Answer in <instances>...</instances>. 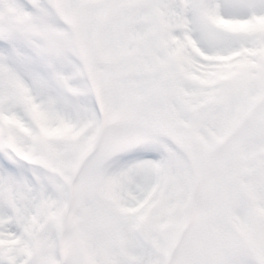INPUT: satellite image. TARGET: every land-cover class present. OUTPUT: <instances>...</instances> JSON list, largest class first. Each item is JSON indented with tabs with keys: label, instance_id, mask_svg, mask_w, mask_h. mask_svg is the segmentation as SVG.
<instances>
[{
	"label": "snow or ice",
	"instance_id": "obj_1",
	"mask_svg": "<svg viewBox=\"0 0 264 264\" xmlns=\"http://www.w3.org/2000/svg\"><path fill=\"white\" fill-rule=\"evenodd\" d=\"M0 264H264V0H0Z\"/></svg>",
	"mask_w": 264,
	"mask_h": 264
}]
</instances>
